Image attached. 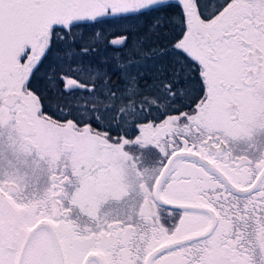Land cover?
<instances>
[{
    "label": "snow or ice",
    "instance_id": "snow-or-ice-1",
    "mask_svg": "<svg viewBox=\"0 0 264 264\" xmlns=\"http://www.w3.org/2000/svg\"><path fill=\"white\" fill-rule=\"evenodd\" d=\"M0 264H264V0H0Z\"/></svg>",
    "mask_w": 264,
    "mask_h": 264
},
{
    "label": "trees",
    "instance_id": "trees-1",
    "mask_svg": "<svg viewBox=\"0 0 264 264\" xmlns=\"http://www.w3.org/2000/svg\"><path fill=\"white\" fill-rule=\"evenodd\" d=\"M151 20H152L151 16H145V17L140 18V24L143 25L142 27L143 30H140L141 32H144L147 30V27L151 23ZM125 23H126L125 21H117V20L108 19L104 23H101V24L89 25L88 27L84 29V31L86 32V34H89V35L97 31L104 33L106 39L99 44V47L102 53L110 54L113 51V48L107 45V40H110L111 38H113V36H119L123 34L122 25L126 26ZM84 95H87V93H85ZM60 102L66 103V101H60ZM96 126L97 125L93 122V127H96ZM112 134L114 136L117 135V133H115L114 131Z\"/></svg>",
    "mask_w": 264,
    "mask_h": 264
},
{
    "label": "flooded vegetation",
    "instance_id": "flooded-vegetation-1",
    "mask_svg": "<svg viewBox=\"0 0 264 264\" xmlns=\"http://www.w3.org/2000/svg\"><path fill=\"white\" fill-rule=\"evenodd\" d=\"M133 22L140 24V19H139L138 21H132V23H133ZM127 23H129V22H126L125 25H126ZM140 30H143V28H141Z\"/></svg>",
    "mask_w": 264,
    "mask_h": 264
},
{
    "label": "rangeland",
    "instance_id": "rangeland-1",
    "mask_svg": "<svg viewBox=\"0 0 264 264\" xmlns=\"http://www.w3.org/2000/svg\"><path fill=\"white\" fill-rule=\"evenodd\" d=\"M111 39H112V38H111ZM111 39H110V40H111ZM114 132L117 133L115 130H114Z\"/></svg>",
    "mask_w": 264,
    "mask_h": 264
}]
</instances>
